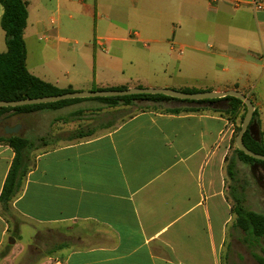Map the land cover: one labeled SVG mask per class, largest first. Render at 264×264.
Listing matches in <instances>:
<instances>
[{
  "label": "crops",
  "instance_id": "crops-1",
  "mask_svg": "<svg viewBox=\"0 0 264 264\" xmlns=\"http://www.w3.org/2000/svg\"><path fill=\"white\" fill-rule=\"evenodd\" d=\"M25 1L32 75L73 93L237 91L264 140V10L229 0H161L159 11L153 0ZM3 14L0 4V54ZM79 99L0 117V137L18 126L13 135L35 146L3 201L15 153L0 143V264H260L264 241L234 211L247 207L234 143L243 105Z\"/></svg>",
  "mask_w": 264,
  "mask_h": 264
},
{
  "label": "trees",
  "instance_id": "trees-1",
  "mask_svg": "<svg viewBox=\"0 0 264 264\" xmlns=\"http://www.w3.org/2000/svg\"><path fill=\"white\" fill-rule=\"evenodd\" d=\"M0 4L4 9V14L1 19V27L5 32L7 51L0 54V101H20L26 99H40L46 97L60 96L64 94L73 93L71 89L62 90L49 84L38 77L32 75L26 66L27 48L25 43V30L28 24L29 12L28 4L25 0H0ZM121 90V89H116ZM186 93H198L193 90L184 91ZM97 100L106 102L109 105L125 104L128 105L134 100H147L153 102H166V101H181L179 99L171 98L164 95H132L125 97H112V98H96ZM80 99L64 100L54 103L27 105L21 107H8L0 108V117L3 114L18 115L20 112L32 113L44 106H62L69 102L77 101ZM223 100L235 102L236 104L244 106V114L242 115L241 123L243 122L247 107L237 98L226 97ZM221 99L202 100V101H181L189 104H204V103H216ZM235 109L231 107L230 113ZM177 112V111H175ZM258 113L255 110L253 120L250 124L249 130L244 135L245 146L257 153L264 155V140L263 134L260 130V123L257 122ZM241 126L237 128V133L234 138L240 132ZM6 143L11 147L15 153V159L10 171V175L3 191L1 200H11L16 191L12 189L11 181L17 178L18 170H22L23 174L27 173L29 166V154L34 149V145L27 140L17 136H5L0 137V143ZM235 152L239 159L244 163L251 165L253 169L256 166L261 165L264 169V162L251 158L238 150L235 147ZM233 165L229 167V173L234 174ZM16 186V184L14 183ZM14 187V186H13ZM236 214V220H238L239 227L246 233H250L255 239L264 241V213L251 211L241 201L235 205L234 208ZM256 260L260 264H264V257L255 256Z\"/></svg>",
  "mask_w": 264,
  "mask_h": 264
},
{
  "label": "water",
  "instance_id": "water-1",
  "mask_svg": "<svg viewBox=\"0 0 264 264\" xmlns=\"http://www.w3.org/2000/svg\"><path fill=\"white\" fill-rule=\"evenodd\" d=\"M141 94H149V95H164L171 98L179 99L182 101L189 100V101H202V100H213L219 98H226V97H234L240 99L247 107V112L245 118L242 122L240 132L238 133L236 139V147L238 150L246 154L247 156L254 158L258 161L264 162V155L257 154L251 150H249L244 144V135L249 130L250 124L254 117L255 108L252 101L246 97L245 95L241 94L237 91H227L224 93H186L181 91H176L172 89H150V88H136V89H129V90H98V91H91V92H76V93H69L60 96H53V97H46L40 99H26L20 101H0V108H8V107H21L27 105H38V104H45V103H54L64 100L70 99H79V98H112V97H125V96H132V95H141ZM10 129V132H7L8 135L17 134L18 126Z\"/></svg>",
  "mask_w": 264,
  "mask_h": 264
},
{
  "label": "rangeland",
  "instance_id": "rangeland-1",
  "mask_svg": "<svg viewBox=\"0 0 264 264\" xmlns=\"http://www.w3.org/2000/svg\"><path fill=\"white\" fill-rule=\"evenodd\" d=\"M155 10L163 9L161 0H153ZM106 6L112 5L113 0H104ZM191 9L190 4L187 2L186 11ZM191 11V10H190ZM206 12V11H205ZM186 53L188 50L185 51ZM243 180L248 189L246 196V205L251 211L264 213V169L261 165L256 166L255 169L251 165H244L242 174ZM240 175V178L242 176Z\"/></svg>",
  "mask_w": 264,
  "mask_h": 264
},
{
  "label": "built area",
  "instance_id": "built-area-1",
  "mask_svg": "<svg viewBox=\"0 0 264 264\" xmlns=\"http://www.w3.org/2000/svg\"><path fill=\"white\" fill-rule=\"evenodd\" d=\"M232 6L239 8L244 5L252 6L255 10H264V0H229ZM51 264H61L60 261L54 260Z\"/></svg>",
  "mask_w": 264,
  "mask_h": 264
}]
</instances>
